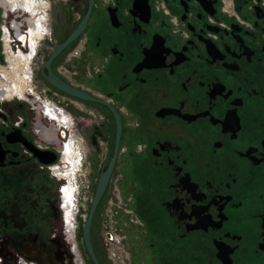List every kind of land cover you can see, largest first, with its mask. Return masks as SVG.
<instances>
[{
	"label": "flooded vegetation",
	"instance_id": "obj_1",
	"mask_svg": "<svg viewBox=\"0 0 264 264\" xmlns=\"http://www.w3.org/2000/svg\"><path fill=\"white\" fill-rule=\"evenodd\" d=\"M2 1V26L12 38L8 54L30 49L25 15L33 18V34L32 60L18 58L11 72H4L9 66L0 43V100L24 99L25 89L32 94L27 79L25 88L10 89L27 66L44 96L72 98L104 115L83 144L72 116L34 90L32 108L0 103L2 264H19V257L36 264L75 261L63 226L51 228V185L42 176L47 164L33 147L56 156L53 176L68 184L61 199L69 233L77 207L73 184L86 152L95 160L101 142L107 144L102 170L113 154L116 121L109 107L72 97L43 77L45 61L81 24L50 69L119 114L106 189L121 165L131 211L156 252L149 264H264V0ZM57 108L67 118L50 115ZM58 203L60 211V196ZM149 225L159 227L155 235Z\"/></svg>",
	"mask_w": 264,
	"mask_h": 264
},
{
	"label": "rangeland",
	"instance_id": "obj_2",
	"mask_svg": "<svg viewBox=\"0 0 264 264\" xmlns=\"http://www.w3.org/2000/svg\"><path fill=\"white\" fill-rule=\"evenodd\" d=\"M0 3L2 5H5L4 1L2 0H0ZM0 14H2L1 7H0ZM25 16H26L27 22L29 21V19H31V22L30 23L28 22L30 26L29 29H30L31 25L33 24V18H31V16H27V15ZM2 18L3 17L1 16L0 19ZM3 19L0 20V24L3 23ZM13 19L22 21L24 20V17L19 18V17H16V15H14ZM46 26L48 27L47 22H46ZM22 28L24 29L25 27H22ZM21 52L24 58V62L28 63L29 65L30 63L29 61L32 60V57L30 58V60H28L27 58V56L30 53V49H28L27 53L23 51ZM2 55L4 58L5 57L4 52L2 53ZM12 68H13V65H11V62H10L8 69L6 68L4 72L5 73L11 72ZM32 68H33V65H32ZM28 84L26 83V85H28L29 90H31L32 94L28 92V89H25L24 99L19 100L17 98V100H13L11 102H2L4 103L3 105L6 107H15V109L19 108L20 110H25L28 107L32 108L34 104L33 103V90H34V92L39 94V96L41 95L44 98L53 100L57 105H59L63 110H65L67 113H69L72 116L73 132L76 135V137L79 139V141L83 144L85 140L84 133H86L89 130L90 125L100 121V119H103V116H104L103 113L100 112L96 108L87 107L83 103H81V101H77V100H74L72 98H67V97L65 98L61 95L54 94V93H50V94H47L48 96H44L43 94V90L45 88L44 86H40L41 88L39 87L36 90L34 85L37 86L38 84L35 81L34 83H33V80L28 81ZM24 88H25V84H24ZM40 89H42V91ZM13 99H16V98H13ZM45 101L47 100L43 99V102ZM26 112H28L29 116L35 114L32 110H29V109L26 110ZM43 121H45V119H43ZM101 143H102L101 144L102 152L100 153V156H99L100 158L96 157V159L93 160V158L89 157L88 153L86 152L87 154L86 159L83 161L81 169L80 171H78L79 175L76 176L74 184H73V185H77L78 183H79L78 185L82 184V182H84L83 181L84 174H86L85 178L87 179V182L90 188L88 190V195L90 196V200H88L85 203L84 209L79 204V208H80L79 213L75 215L74 227H73V230L71 231L72 233L70 232L71 240L68 243L72 245L71 249L73 250L74 257L71 253L72 251L70 252V256L72 259L75 258V261L73 262L74 264H78V262L80 264H90V261H91L86 251L84 250L82 240L80 237V232L82 231V225L87 216L88 208L92 200L91 198L93 196V192H94V189L97 183L100 170H102V165L104 163L102 159L104 156L103 154L106 148L108 147L105 142H101ZM67 157H68V154H67ZM67 157H64V159L66 160ZM120 167L121 165H119L117 167V170L114 172L110 187L106 189L100 203L98 204L96 208L94 218H93L92 229H91L92 242L96 250L97 257L99 258L101 264H149L148 261L150 259L154 261L153 256L156 255V252L149 250L148 242H146L148 237L145 240V234L147 231V227L143 224H140L138 222L139 219L131 211V206H130L131 201L128 200L131 193L122 184V182H124L125 180L123 179L122 171ZM42 176L44 177L45 181H47L51 185L50 189H47L49 191L47 196L49 197V203L51 207V209H49V215L51 217V222H50L51 228L52 229L55 227L60 228V225L63 226V231H64L63 233H64V236H66L65 235L66 234L65 223L63 221L64 219H62V223H61V215L63 217L62 206L59 211L58 196H57L58 186L60 185V187L62 188V185H65L66 182L59 183L57 179L51 178L46 172L42 173ZM65 186H68V184H66ZM113 186L114 188L117 187V191L114 189L115 193L121 196L124 204L127 203L126 206L124 205L120 208L119 207L116 208L113 205V203L116 200L114 193H113ZM61 188H60V194H61ZM83 191H85V189H79V192L82 193ZM74 198L76 201V194H74ZM60 202L62 203L61 195H60ZM109 203L112 205L110 206ZM126 210H130L131 213L126 212ZM108 218L110 222L108 221ZM111 225L113 229H116L115 230L116 233L119 236H121L120 244L113 242V245L117 244L118 249L122 251V253L121 252L119 253L120 255H117L118 253H115V258L116 256L118 257L117 261L115 260V262H113V260L111 259L112 257L110 258V254L112 253L110 246L112 244H110V242L106 240V238L109 235L107 233L109 232ZM75 227H76V230H75ZM148 228H149V231H151L152 229V233L153 235H155L157 233L156 230L159 227L155 225H149Z\"/></svg>",
	"mask_w": 264,
	"mask_h": 264
},
{
	"label": "water",
	"instance_id": "obj_3",
	"mask_svg": "<svg viewBox=\"0 0 264 264\" xmlns=\"http://www.w3.org/2000/svg\"><path fill=\"white\" fill-rule=\"evenodd\" d=\"M83 27V24L79 25L64 41H62L55 50L51 53L49 58L44 63V68L48 70V73H43L44 79L53 87L59 89L60 91L75 97L80 100L84 101H91L95 103H99L102 105H105L109 107V109L112 111L115 121H116V134H115V140H114V150L113 154L108 158V162L104 169L99 173L97 183L93 192L92 200L90 202L88 212L86 219L84 220V223L82 225V244L84 247V250L86 251L89 259L93 264H101L99 258L97 257L96 250L94 248L92 237H91V229L93 224V218L96 211V208L98 204L100 203L105 191L106 187L111 179V174L116 162L117 152H118V146L120 141V135H121V120L120 116L117 113V111L104 99L94 97L93 95L79 89L76 87H73L69 84H67L65 81L60 79L58 76H56L50 69V64L52 59L59 54L73 39H75L79 33L81 32ZM34 154L38 156L40 162L50 164L53 163L56 160V156L49 152V151H40L39 154L37 153L36 149L32 148ZM53 264L51 261L46 260L44 264Z\"/></svg>",
	"mask_w": 264,
	"mask_h": 264
},
{
	"label": "built area",
	"instance_id": "obj_4",
	"mask_svg": "<svg viewBox=\"0 0 264 264\" xmlns=\"http://www.w3.org/2000/svg\"><path fill=\"white\" fill-rule=\"evenodd\" d=\"M4 23V22H3ZM2 35H3V28H2V24H0V43H1V45H2V50H3V45H4V43H3V39H2ZM2 64V63H1ZM2 101L0 100V103H1ZM18 122H20V118L18 117L17 119H16V122H15V124L17 125L18 124ZM60 157H61V154H60ZM59 161H60V158H59ZM56 162H54V163H51V164H47V165H45L44 166V169L46 170V172L48 173V175L51 177V178H54V169H53V167L55 166L54 164H55ZM84 182H82V184H80V185H75L76 186V189H78L77 190V194H76V202H77V205H78V208L76 209V213L78 212L79 213V204H80V206L84 209L85 208V203L88 201V200H90V196L88 195V190L90 189L89 188V184H88V182H87V179L84 177V180H83ZM58 189H60V188H58ZM79 189H85V191H83L82 193L81 192H79ZM117 191V187H115L114 188V186H113V193H114V196H115V198H116V200H115V202L113 203V205L117 208V207H122V206H126V204L127 203H123V201H122V198H121V196L120 195H118L117 193H115V190ZM57 196L59 197L60 195H59V193H57ZM92 199V198H91ZM113 200V199H112ZM112 200H111V202H112ZM110 204V203H109ZM58 205H59V203H58ZM112 204H110V206H111ZM126 212H128V213H131V211L130 210H126ZM108 221H109V218H108ZM107 221V222H108ZM110 222V221H109ZM75 230H76V227H75ZM116 229H113V227H112V225H111V227H110V229H109V232L107 233V234H109L108 235V237L106 238V240L107 241H109L110 242V244H112L111 246H110V248H111V251H112V253L110 254V258L113 260V262H115V260L117 261V259H118V257L116 256V258H115V253H118L117 255H120L119 253L121 252L122 253V251H120L119 249H118V246H117V244H120V242H121V236H119L117 233H116V231H115ZM62 232H64L63 230H62ZM63 237H64V239H65V242H66V244H67V246H68V248H69V251H72V245H70L68 242H69V240L66 238V236H64V234H63ZM113 242H116L117 244H114L113 245ZM113 258H115V259H113ZM72 260H75V258H73ZM18 262H19V264H36V262H32V261H30V260H28V259H25V258H22V257H19L18 258ZM0 264H2V262H1V257H0Z\"/></svg>",
	"mask_w": 264,
	"mask_h": 264
},
{
	"label": "bare ground",
	"instance_id": "obj_5",
	"mask_svg": "<svg viewBox=\"0 0 264 264\" xmlns=\"http://www.w3.org/2000/svg\"><path fill=\"white\" fill-rule=\"evenodd\" d=\"M2 28H3V35H2V39H3V41L5 42L4 43V48H5V54H6V63L8 64V66H9V63L11 62V64H12V62H14V61H18L19 59L18 58H22L23 56H22V54H20V52H19V50L17 49V52L15 53V55H13V53H10V54H8V50H9V48H10V44H11V42H12V38L10 37V35H9V32H8V30H7V28H4L3 26H2ZM32 29H33V24L31 25V28L29 29L28 28V47L30 48V53H29V55L27 56L28 58H29V56H30V58H31V56H32V51H31V49H32V47H31V44H30V39H31V35L33 34V31H32ZM4 37V38H3ZM22 37H25V35L24 34H21L20 36H19V39H21ZM21 41V40H20ZM22 43H24V42H22ZM10 61V62H9ZM24 72H23V74L25 75V77H24V75L23 76H21L20 74V77H19V79L18 78H16L14 81H13V83H14V85H12L11 87H10V89H13V90H20L22 87H24V84H23V81H25L24 79H27V80H31L32 81V76H31V74L29 73V68L27 67V66H24ZM9 93H12V92H10V91H8ZM8 93V94H9ZM24 97V96H23ZM60 108H57L56 109V111L55 110H50L49 111V113H50V115L52 114H54V115H56V116H60V115H62V117H65V118H67V115L66 114H62L61 112H60ZM56 168H58V166L56 167ZM79 184V183H78ZM63 188H67V186H62V188L61 189H63ZM64 192V191H63ZM61 195V194H60ZM76 202V201H75ZM76 204H77V202H76ZM61 206H62V203H61ZM78 208V205H77V207H76V209ZM76 209H75V215L78 213H76ZM63 219H64V216H63ZM72 233V232H71ZM71 233H69V232H67L66 231V237H67V239L70 241L71 240Z\"/></svg>",
	"mask_w": 264,
	"mask_h": 264
},
{
	"label": "trees",
	"instance_id": "obj_6",
	"mask_svg": "<svg viewBox=\"0 0 264 264\" xmlns=\"http://www.w3.org/2000/svg\"><path fill=\"white\" fill-rule=\"evenodd\" d=\"M80 237H82V233L80 232ZM90 264H93L91 261H90Z\"/></svg>",
	"mask_w": 264,
	"mask_h": 264
}]
</instances>
